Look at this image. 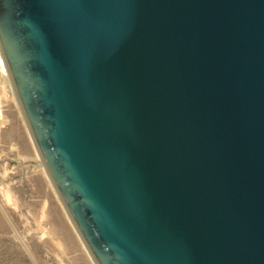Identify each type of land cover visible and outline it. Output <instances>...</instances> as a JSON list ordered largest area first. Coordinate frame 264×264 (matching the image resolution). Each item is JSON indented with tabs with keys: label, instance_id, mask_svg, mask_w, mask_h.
<instances>
[{
	"label": "water",
	"instance_id": "obj_1",
	"mask_svg": "<svg viewBox=\"0 0 264 264\" xmlns=\"http://www.w3.org/2000/svg\"><path fill=\"white\" fill-rule=\"evenodd\" d=\"M0 51L96 264H264V0H0Z\"/></svg>",
	"mask_w": 264,
	"mask_h": 264
},
{
	"label": "rangeland",
	"instance_id": "obj_2",
	"mask_svg": "<svg viewBox=\"0 0 264 264\" xmlns=\"http://www.w3.org/2000/svg\"><path fill=\"white\" fill-rule=\"evenodd\" d=\"M86 249L0 67V264H96Z\"/></svg>",
	"mask_w": 264,
	"mask_h": 264
},
{
	"label": "bare ground",
	"instance_id": "obj_3",
	"mask_svg": "<svg viewBox=\"0 0 264 264\" xmlns=\"http://www.w3.org/2000/svg\"><path fill=\"white\" fill-rule=\"evenodd\" d=\"M0 67H1V69H2V73H4V74H9V72H8V70H7V67H6V65H5V63H4V60H3V57H2V53H1V51H0ZM87 248V247H86ZM87 250V249H86ZM91 256V255H90Z\"/></svg>",
	"mask_w": 264,
	"mask_h": 264
}]
</instances>
